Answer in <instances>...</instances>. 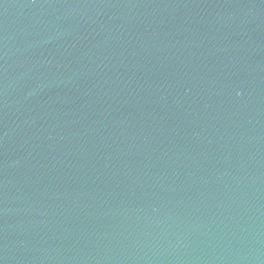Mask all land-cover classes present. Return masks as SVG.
Listing matches in <instances>:
<instances>
[{
    "label": "water",
    "instance_id": "water-1",
    "mask_svg": "<svg viewBox=\"0 0 264 264\" xmlns=\"http://www.w3.org/2000/svg\"><path fill=\"white\" fill-rule=\"evenodd\" d=\"M0 264H264V0H0Z\"/></svg>",
    "mask_w": 264,
    "mask_h": 264
}]
</instances>
